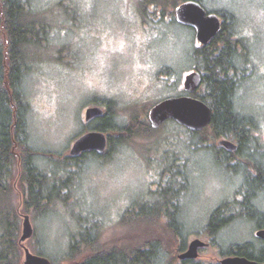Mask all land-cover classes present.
I'll use <instances>...</instances> for the list:
<instances>
[{
  "label": "rangeland",
  "instance_id": "374dc122",
  "mask_svg": "<svg viewBox=\"0 0 264 264\" xmlns=\"http://www.w3.org/2000/svg\"><path fill=\"white\" fill-rule=\"evenodd\" d=\"M36 1L54 25L51 43L56 48H38L27 55L33 60L23 85L29 133L50 187L64 186L71 192L56 200L45 217H31L35 234L26 245L45 250L52 264H68L64 255L71 232L95 215L101 223L103 247L129 246L138 239L135 224L124 218L129 207L137 202L148 206L146 212L159 210L168 190L182 195L185 250L192 240L207 238L213 211L231 204L235 212L233 203L238 201L240 208L245 196L240 190L242 168L237 167L242 163L234 162L237 157L231 163L217 158V142L208 143L210 148H196L200 136L207 137L208 132L190 136L185 128L168 122L149 137H131L111 159H90L65 171L58 161H67L75 141L89 131L85 112L94 102L115 100L123 109L117 116L129 124L133 118L149 121V110L159 101L185 95V77L199 61L194 30L175 23V9L163 11L156 0ZM205 5L236 14L234 29L246 50L240 56L237 49L236 65L242 72L236 109L251 117L255 143L264 151V0H227L226 6L225 0H205ZM221 154L218 157H226ZM170 168L176 172L174 177H169ZM19 174L18 169L13 180L18 196ZM256 203L264 211V194ZM222 216L227 217L226 212ZM159 222L152 234L161 238L165 252L166 245H173L174 253L169 255L170 250L167 259L162 258L171 261L181 240L172 237L165 220ZM257 229L254 221L234 219L218 232L216 246L204 250L199 262L219 264L231 247L261 245Z\"/></svg>",
  "mask_w": 264,
  "mask_h": 264
},
{
  "label": "trees",
  "instance_id": "16d2710c",
  "mask_svg": "<svg viewBox=\"0 0 264 264\" xmlns=\"http://www.w3.org/2000/svg\"><path fill=\"white\" fill-rule=\"evenodd\" d=\"M186 1L191 0H156L155 3L163 11L165 7L173 12ZM192 1L199 2L208 13L217 14L222 20V30L208 47L196 50L199 61L194 68L195 71L203 73V84L193 96L204 101L212 109V122L202 132L188 131V134L197 136L208 132L207 137L200 136L196 148H210L220 139L237 143L238 151L235 153L220 147L216 149L219 153L217 151L215 153L217 158L226 159L230 163L233 157H237L234 162L241 161L239 163L242 164H237V167L242 168L239 173L244 180L240 187L245 193L241 207H237L240 203L236 201L233 203L236 206L235 212L230 210L231 204H224L211 214L206 233L208 237L216 239L224 226L241 216L248 221H254L258 229H264V211L256 203L264 194V151L255 143L251 117L236 109L235 95L241 81L237 73L242 72V68L236 65L237 49L240 56H245L246 52L242 38L234 29L236 14L225 9L207 8L205 0ZM39 6L36 0H0V264L23 263L24 253L19 244L23 221L20 215L45 217L52 212L56 200L65 199L71 192L64 186L50 187L46 170L37 163L40 153L32 145L29 133L28 107L25 103L23 85L28 72L33 68V60L28 59L27 55L38 48H56L51 43L54 25L49 21L46 11ZM162 15L165 14L161 13V17ZM172 17L177 23L175 17ZM94 103L95 106L103 108L105 114L94 119V124L89 122L87 129L106 133L107 151L103 155L88 152L77 158L69 157L67 161L58 160L63 164V171L84 165L90 159H111L120 149L125 148L131 137L138 134L146 137L157 131L151 128L147 120L133 118V122L123 123L117 116L119 109H123L115 100ZM221 153L226 157H218V154L222 155ZM258 156L262 159H257ZM49 158L52 161L55 156ZM18 169L19 196L13 184ZM235 171L238 172V169ZM175 175L176 172L171 170L169 177ZM181 197L178 191L168 190L159 203L161 208L159 210L148 208V212L145 211L148 207L145 204L146 207H141V204L133 203L124 218L129 217L135 224L133 233L138 239L129 246L116 244L110 249L103 247L99 239L101 223L92 215L91 222L79 223L78 228L71 232L64 260L68 261V264H178L175 257L171 258V261L162 259L164 257L167 259L174 253L173 245H166L169 248L168 253L173 250L168 255L161 238L154 237L152 232L161 219L165 220L172 237L181 240L179 245H175V254L185 251L186 237L182 236L181 230L186 225L181 220ZM224 212L227 217L222 216ZM260 242L261 245L258 246L251 243L236 245L222 255L241 256L264 263V241ZM30 249L34 254L48 258L45 250L34 245Z\"/></svg>",
  "mask_w": 264,
  "mask_h": 264
},
{
  "label": "water",
  "instance_id": "95a60500",
  "mask_svg": "<svg viewBox=\"0 0 264 264\" xmlns=\"http://www.w3.org/2000/svg\"><path fill=\"white\" fill-rule=\"evenodd\" d=\"M175 19L179 25L193 29L196 40L202 46H208L210 42L221 32L222 20L214 13H208L197 1H186L175 9ZM203 84V75L199 71H193L186 75L184 81L183 96L165 98L156 103L148 113L150 126L159 130L168 122H174L192 133H200L211 125L212 109L201 99L194 97ZM105 111L99 106H92L85 112V123H89L98 117L104 116ZM229 152L238 151V145L228 139L217 142ZM108 137L100 131H90L80 136L70 150V157L77 158L86 152H96L99 155L106 153ZM20 212V210H18ZM22 232L19 240L24 253L22 264H52L50 259L34 254L26 245L34 236L35 230L32 218L28 214H21ZM255 236L264 241V229L258 230ZM208 244L196 238L192 240L187 249L179 254V260H196L199 251ZM220 264H264L241 256L224 257Z\"/></svg>",
  "mask_w": 264,
  "mask_h": 264
},
{
  "label": "flooded vegetation",
  "instance_id": "af4514ba",
  "mask_svg": "<svg viewBox=\"0 0 264 264\" xmlns=\"http://www.w3.org/2000/svg\"><path fill=\"white\" fill-rule=\"evenodd\" d=\"M178 23V22H177ZM181 26V25H180ZM183 27V26H182ZM186 28V27H185ZM190 29V28H189ZM193 30V29H192ZM195 32V31H194ZM195 39H196V36H195ZM196 42L199 44V46H200V48L201 47H208V46H202L197 40H196ZM195 71V70H194ZM238 75H239V73H237ZM202 75H203V73H202ZM94 121V120H93ZM93 121H91V122H93ZM221 140V139H220ZM218 146V145H217ZM219 147V146H218ZM220 148H223V147H220ZM224 149V148H223ZM226 150V149H225ZM227 151V150H226ZM72 158V157H71ZM258 230H260V229H257V231ZM201 240H203L204 242H206L207 244H208V246L207 247H205V248H203V249H201L200 251H199V257H198V259H196V260H179V258H178V256H179V254H181L182 252H180V253H177V255H176V259H177V263L178 264H184V263H187V262H192V263H200V264H208L206 261L205 262H199L200 260H201V255H202V253H203V251L204 250H208V249H212V248H214L216 245H215V242H216V240L215 239H213V238H210V237H207V238H200ZM184 252V251H183ZM224 257H222V259H223ZM220 264V263H219Z\"/></svg>",
  "mask_w": 264,
  "mask_h": 264
},
{
  "label": "snow or ice",
  "instance_id": "6c2138e0",
  "mask_svg": "<svg viewBox=\"0 0 264 264\" xmlns=\"http://www.w3.org/2000/svg\"><path fill=\"white\" fill-rule=\"evenodd\" d=\"M226 2H227V0H225V6H226ZM261 71H264V69H261Z\"/></svg>",
  "mask_w": 264,
  "mask_h": 264
},
{
  "label": "bare ground",
  "instance_id": "6f19581e",
  "mask_svg": "<svg viewBox=\"0 0 264 264\" xmlns=\"http://www.w3.org/2000/svg\"><path fill=\"white\" fill-rule=\"evenodd\" d=\"M86 153H88V152H86ZM256 232H257V231H256ZM256 232H255V233H256ZM257 239H258V238H257ZM259 240H260V239H259ZM261 241H262V240H261Z\"/></svg>",
  "mask_w": 264,
  "mask_h": 264
}]
</instances>
